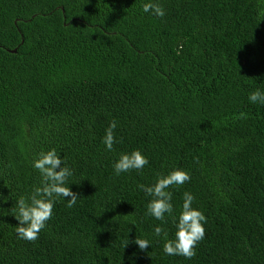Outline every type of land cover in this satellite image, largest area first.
Segmentation results:
<instances>
[{
    "label": "trees",
    "instance_id": "1",
    "mask_svg": "<svg viewBox=\"0 0 264 264\" xmlns=\"http://www.w3.org/2000/svg\"><path fill=\"white\" fill-rule=\"evenodd\" d=\"M147 2L0 0L14 8L0 15V264H264V106L248 100L264 91V0H155L163 18ZM52 148L80 199L58 200L38 239H19L15 201ZM136 149L148 165L114 175ZM177 168L191 179L170 189L156 237L138 185ZM185 191L207 221L190 260L162 251ZM135 237L150 247H125Z\"/></svg>",
    "mask_w": 264,
    "mask_h": 264
},
{
    "label": "clouds",
    "instance_id": "2",
    "mask_svg": "<svg viewBox=\"0 0 264 264\" xmlns=\"http://www.w3.org/2000/svg\"><path fill=\"white\" fill-rule=\"evenodd\" d=\"M142 11L158 18H163L166 14L165 9L155 0H149L143 4ZM13 13L14 8L0 9V15L4 18H8ZM24 16L23 14L19 15L15 18V22ZM248 100L250 103L264 106V91L259 89L252 91L248 95ZM117 126V121L113 119L105 129L102 143L106 151H113L114 144L118 142L115 136ZM148 163V158L139 149L120 153L118 159L113 162V173L116 176L131 171L140 173ZM32 166L40 175V184L34 188L30 195L17 197L14 204L15 215L13 216L16 221L17 238L27 241L38 239L40 232L47 227V222L52 218L53 209L58 200L66 201V206L71 208L80 199L79 194L67 186L68 178L73 175L72 169L55 148L39 153L38 157L33 160ZM190 179L187 171L177 168L165 175L158 176L155 182L150 185H138V188L148 198L146 206L142 205L141 207L146 210V215L161 222V225L154 227V236L159 237L162 233L167 235L162 224L166 222V217L174 214L173 194L170 189L174 186H182ZM194 200L195 197L191 192L183 193L181 210L179 215L174 217V237L166 239L163 244L162 251L165 255L182 256L186 260H190L196 255L197 245L205 237L204 225L207 221L203 212L193 207ZM129 243L138 246L140 251L150 247L148 239L135 237L133 240H129L125 247Z\"/></svg>",
    "mask_w": 264,
    "mask_h": 264
},
{
    "label": "water",
    "instance_id": "3",
    "mask_svg": "<svg viewBox=\"0 0 264 264\" xmlns=\"http://www.w3.org/2000/svg\"><path fill=\"white\" fill-rule=\"evenodd\" d=\"M13 52H15V51H13Z\"/></svg>",
    "mask_w": 264,
    "mask_h": 264
}]
</instances>
